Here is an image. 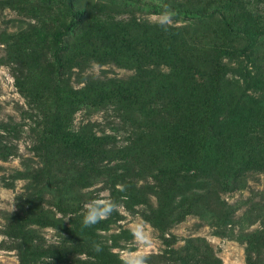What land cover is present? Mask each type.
<instances>
[{
    "label": "rangeland",
    "instance_id": "1",
    "mask_svg": "<svg viewBox=\"0 0 264 264\" xmlns=\"http://www.w3.org/2000/svg\"><path fill=\"white\" fill-rule=\"evenodd\" d=\"M162 7L0 0V264H24L22 253L26 264L50 256L52 264H119L135 221L155 238L148 264H264V165L218 186L194 175L184 156L191 147L226 178L238 162L264 157V116L239 108L222 119L228 89L211 85L218 69L222 85L257 95L248 74L258 71L264 106V33H241L250 18L264 29V0L233 6L238 44L223 41L217 18L194 13L175 17L173 27H185L179 43L155 40L145 25L156 24ZM67 22L73 29L56 42L52 33ZM56 44L65 61L54 69ZM229 47L245 48L227 59ZM153 67L158 75L146 77ZM128 107L147 117L129 119ZM47 128L59 138H47ZM100 193L121 207L83 228V205Z\"/></svg>",
    "mask_w": 264,
    "mask_h": 264
},
{
    "label": "trees",
    "instance_id": "2",
    "mask_svg": "<svg viewBox=\"0 0 264 264\" xmlns=\"http://www.w3.org/2000/svg\"><path fill=\"white\" fill-rule=\"evenodd\" d=\"M241 0H208L205 3H188L185 0H163V5H169L171 8L175 9L177 13H194L196 17H206V19L210 18H217V29L221 30L222 36L221 38L227 41H230L232 43L238 44L236 37L233 35V32L229 28V14L233 8L234 5H237L240 3ZM256 21L254 18L247 19L241 24V30L244 34L247 36H253L255 38L261 37L264 33V29L262 26L257 27ZM73 29V25L71 22H67L65 25L61 27V29L56 30L52 33V38L57 42V38L69 33ZM146 35L151 36L153 39L166 41L169 44H172V46L175 45V43H179V38L182 36L183 32L185 31V27L178 26V27H170L167 32H165L161 27H159L157 24H148L145 25ZM245 47H242L240 50H236L234 47H229L228 50L224 52V56L229 58H237L239 53H242ZM52 62L54 65V69L59 68L62 66L63 62L65 61L63 55H62V48L60 45L56 44V47L54 48L52 52ZM200 68H206V66L198 67L195 70L199 71ZM201 71V70H200ZM203 71V69H202ZM158 70L153 67L151 69L145 70V76L150 77L151 75H158ZM216 74L212 75L211 78L214 79L213 83L211 85L227 88L228 91L227 95L231 99L228 103V107L226 108L225 115L222 117V119L231 118L234 114V112L237 109H246L250 113L256 114L257 116H264V106L258 105L259 97H261V91H262V77L260 72H255L252 76L248 74L250 80L252 79V84L256 91H258L257 95H252L247 93L245 88L238 86V85H231L226 83L222 85L221 80L218 78L219 70L217 69ZM161 75H164L165 73L160 72ZM159 74V75H160ZM204 75L207 74V70L204 71ZM209 82V81H208ZM150 84V83H149ZM148 84V85H149ZM140 92L147 93L148 95H155L157 94L156 89H143ZM141 107L134 108V107H128L126 108V115L128 118L135 119L136 121H141L143 118L145 119L147 115L142 113ZM212 126H215V123H212ZM57 131L54 129V131L49 130L47 128V138L49 137H57ZM59 138V137H57ZM68 140L67 134L64 135V142ZM195 152L191 149V147H184V156L187 158L190 157L192 161L194 162V167L192 169L194 172V175H201L206 178H208L210 181H213L218 186H226L230 182H234L239 178L243 173H245L248 170H254L259 168L260 166L264 165V157H258L257 154L252 157L251 161H240L237 164H235L232 168H229L227 170V177H223L221 171H218L217 161L214 164L211 159H203L199 156L194 154ZM218 153H214L212 155L215 156V158L218 157ZM254 158V159H253ZM225 176V175H224ZM226 178V179H223ZM202 183V181L195 182V185H198ZM210 196L214 195V190H210L208 193ZM20 260L26 264L24 258L25 255L22 253V255H19ZM207 262V260H205ZM204 262V261H203ZM247 264H254L253 261L248 260Z\"/></svg>",
    "mask_w": 264,
    "mask_h": 264
},
{
    "label": "clouds",
    "instance_id": "3",
    "mask_svg": "<svg viewBox=\"0 0 264 264\" xmlns=\"http://www.w3.org/2000/svg\"><path fill=\"white\" fill-rule=\"evenodd\" d=\"M177 11L169 5H163L162 10L155 17V23L165 32L175 26ZM123 190L122 185H117ZM121 205L115 200L100 193L97 197L85 202L82 213L83 228H90L103 220L108 219L114 212H118ZM131 242L122 247L118 255L119 264H148L151 251L155 247V238L146 222L135 221L129 228ZM93 251L103 250L102 244L93 242ZM47 264H52V257L45 258Z\"/></svg>",
    "mask_w": 264,
    "mask_h": 264
}]
</instances>
